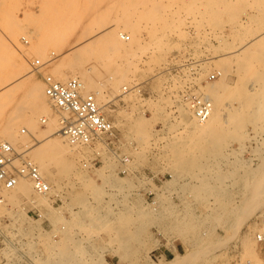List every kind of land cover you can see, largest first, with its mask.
I'll return each instance as SVG.
<instances>
[{
    "label": "rangeland",
    "instance_id": "374dc122",
    "mask_svg": "<svg viewBox=\"0 0 264 264\" xmlns=\"http://www.w3.org/2000/svg\"><path fill=\"white\" fill-rule=\"evenodd\" d=\"M123 1L126 3L128 8L127 11L124 10L121 4ZM139 1L140 0H0V51L4 50L1 51L0 56L2 57L0 58L2 61L5 57L9 60L10 58L8 57L9 55L7 54L5 47L12 46L10 48L15 54L14 60H16L18 54H23L25 51L24 53L27 55L26 61H29V63L27 62L29 68H27L28 65L23 66L24 68L17 67L18 65L15 63L17 61L13 62L12 57L11 60H9L11 63H9L8 60L3 62L0 60V65L6 66L7 61L8 66L6 67H9V70L13 67L14 63V66L17 65L16 67L21 70H19V75H21L18 78H23L25 75L28 76L29 73L28 78L30 80L34 79L33 81L42 83L44 87L41 74L33 72L32 67L30 66L31 62L36 58H40L42 61H48L41 68L43 74L55 73L57 70L54 66H56L59 71L53 75L61 80L67 79L70 75L83 77V74L89 72V69L86 70L85 66H89L92 63L95 67L90 70L93 72L89 73H95L93 74V77L96 78L98 85L100 87L106 86V89L102 88L105 91L107 90L106 94L110 95V101L107 105H103L104 110L115 121L120 132L119 140L112 147V149L104 146L100 149L99 155L96 156L95 151L89 150L88 148L81 153V156L79 155L81 159L79 158V160L76 159L75 161V167L79 168L77 167V165L80 166L78 163L90 161V159H93L96 156L98 161L95 165L85 166L84 164H81L80 171L79 169L76 170V168H73L72 171L71 169L70 171L68 169V172H66V167H61L63 163L58 162L59 164H55V170L57 171V168L59 167L60 172L63 173H60L62 175L61 176L58 172L59 170L57 171L59 176L57 174V180L55 181H58L59 183H55L54 186L57 189L56 191H61L59 196L61 200L55 199V201L52 202L50 200L45 202L42 200L43 202L41 201L35 204L37 206L32 203H28V205L27 203H24L25 199L31 198L34 195H22L18 196L14 200V198L12 199L10 196L11 191H9L6 194L7 203L0 205V227L10 221H26L28 219L27 214L24 213L22 207L27 205L26 210L38 207L41 212H43L45 218L48 219L46 220V223L49 224V228H52V230L48 228V233L40 231L41 229L39 228H37L38 230L33 228L30 229L34 235L37 232L41 233L36 235L38 236V239H34L32 244L36 249L40 250L42 256H46V253H48L47 251H49L48 247H51V245H57V248L60 244V247H63L64 250L63 245L66 244L65 249L71 251L67 254L66 250L63 251L60 248V250H62L60 251L62 253H60V255H63V257L60 258H62V261L64 260V264L65 262L66 264L67 262H70L69 264H71L72 261V264H97V262L99 264L101 261L104 263L107 262L108 264H140L143 262H151L152 260L155 262H160L161 260L166 261L174 258L177 254L184 253L188 250L187 245L181 239L182 236H180L181 233H179V229H177V221H179L181 217L188 215L187 217L193 219L191 220L192 222L195 221L194 223H200L198 227L199 231H203L206 227L211 228L215 226V229L213 228L215 230L213 234L214 236L211 235L210 238H208L207 243H205L208 250L207 254L203 255L201 258L199 257V259L197 258L193 264H240L242 261L248 260L246 258L242 260L241 258V254L244 253L242 240L251 238H253L251 240H255L254 231L257 227V223L255 222H257L258 214L252 215L251 218L241 215L243 217H241V220L239 219L240 222L238 221V230H236V224H233L234 220H232V223L229 222L225 229H222L220 222L217 223V221H213L206 216V212H208L206 208L207 198H197L192 194V192L188 191L190 190L189 188L193 186L191 176L186 174L176 175L173 164L174 156L172 154V143L177 138L182 136L180 133L183 129V118L180 116L181 113H179L180 111L178 109L181 100V82L178 80L179 78H177L175 71L172 70L171 67L174 56L190 54L201 60V77H205L207 74L215 70L223 71V74L219 77V79H224V81H220L217 78L213 81L206 82L205 84L199 83L200 88H203V90L207 92L206 94H208L212 85L213 87H218V82L222 84L219 85L220 88L218 87L215 91L216 93L214 94L222 95L221 99L223 101L225 100L224 102L222 101L223 107L225 108L226 106L225 110H242V114L238 115V119H240V121L242 120L241 122L243 123L247 119L248 121H245L244 125L242 124L243 127H241L242 130L240 129V132H243L248 136L254 135L253 137L256 138H245L243 140V147L238 139L233 137L230 142L229 140L232 136L229 135L230 137H226L225 140H228L229 142H225V150L232 153L230 154V156H232L229 159L231 160V163L226 160L220 161V171L223 172L226 169L232 170L234 166L232 165L233 162L235 163V166H240L238 164L239 162H236L235 160H239L240 164L241 159H245L249 163L251 161L252 164H255L258 161L256 158L257 152L264 151V142L261 143L264 140V126L258 120L261 119V117L257 116V122L254 121V123H252L251 120L253 119L247 117L245 113L249 112L250 109L251 111L259 109L254 108V105H252L253 103L264 102V99H260L264 98L261 96V93L264 91V83L262 81L254 82L257 77L258 80L264 78V68H262L264 67V44H262L263 48H261V46L254 49L246 47L243 48L244 51L239 46L242 41L244 42L245 40L250 39L248 32L250 29H252L253 33H257L259 29H261L262 26L257 22V15L259 12L255 9L256 6L251 7L252 5H250V0H236V5L239 8H237L239 10V16L237 19H234L233 17L231 18L232 14L225 11H221V15L219 14L220 16H214L213 13V18L212 12L208 9L210 6H208V2H205L207 0H202L205 3L201 0H198L199 2L196 0H158L159 5L157 0H142L140 3ZM146 1L148 3H146ZM150 1L153 2L151 3ZM149 2L150 5H148ZM134 4L135 6H133ZM135 7H139L140 10H150L151 13L148 12V15H144V17L140 20V37L131 44L134 49L132 52L134 53L129 54L130 59L126 58L128 55L127 52H122L119 55H116V57H114L115 60L113 59L112 61L113 63L118 60L117 62L121 65L123 64L124 66L130 64V67H127L131 69L127 76L128 80L122 78L120 82H118L119 85L117 84L118 90H116L117 88L114 90V88H112L113 84L111 81L119 79L120 77L114 72L116 69V66L114 65L115 63H111L113 65L111 66L106 62L107 60L98 59L93 54L94 56H89L90 59H88V56L85 57L88 60L85 58L83 59L87 61L83 66L85 68L76 66L78 68L77 69L75 65L71 63L73 62V59L70 58V53L72 48L77 45L75 41L82 36L83 31L85 32L86 29L87 31L92 29L90 26H97L98 24H101L99 22L100 17H109L105 19H107L111 24H119L117 27L118 29H121V18H123V16L125 17L127 14L130 17L132 10H134L133 8ZM154 7L156 10L153 9ZM153 15L155 16L153 17ZM254 16H257L256 19ZM107 20L104 22H107ZM258 25H260V28ZM9 26L12 27L10 28ZM124 31L129 33V30ZM23 36L26 37L29 42H25L22 39ZM10 40L15 41V44L18 47L13 45L14 43L11 44ZM123 41L127 42L128 40ZM41 42L45 43H43V49L42 47L40 48L37 46ZM33 46H35L34 50ZM19 47H23L22 52ZM36 48L41 51L38 49L36 50ZM259 48L262 50H259ZM234 49L236 50L234 51ZM41 52L46 58L41 54ZM65 54L67 55L66 60L68 57L67 65L66 61L62 60L65 58ZM262 54L263 57L261 56ZM240 56L242 57L240 58ZM248 56H250V59ZM256 56H261L263 60L259 57L255 59ZM219 59H222V61ZM223 60L227 61L223 62ZM245 60L249 64H247ZM61 63H63V66L65 67H63ZM69 63L74 67H69ZM245 63L248 67L251 65L249 68H246L248 70L242 67ZM119 64H117V66ZM16 67H14V70H17ZM60 67H63L62 69L64 70V73L61 71L62 69H60ZM24 69L26 71H24ZM73 69L76 75L72 72ZM81 70H85L83 71L84 73H82ZM9 71H11V69ZM23 71L25 73L24 75ZM262 71L263 76L261 73ZM60 73L62 75H59ZM81 73L82 75H80ZM64 74L67 75L65 76ZM110 76H113V78ZM4 77L0 78V82L2 81L1 79H4ZM99 81L104 84H100ZM125 84L129 86H137L128 92H124L122 90ZM224 84L226 86H224ZM19 88L15 91L17 92L18 90V93H16L18 96L16 94L10 96L9 101L11 103L9 101L5 102L6 99L3 101L4 103H7L3 105L4 108L6 106L7 112L9 111L11 114L9 112L6 113L4 108L0 109V114L2 113V117L0 116V118H3L2 120L0 119V121L3 122V124L0 122V133L2 132V125L7 123L9 116H14L15 114V108L12 110L14 104L16 103L15 105L17 106L18 103L23 104V102H25V98L23 96L25 94V89H23V92L22 90L19 91ZM86 90L92 91L87 87ZM201 92L205 94L204 91L201 90ZM258 92L260 93V96L258 95ZM239 94L243 95V97H241L242 99L239 98L240 100L238 99L240 96ZM245 94L246 96H249V94L250 96H257L260 100L257 102V98L255 97H253V99H247L245 97L244 99ZM262 95H264V93ZM18 97H23L24 100L20 98L21 102ZM46 100V107H50L46 108V110L49 109L50 112L49 110H47L48 112L45 110L37 116V124L35 123V128L30 129V126L28 127V123L26 124L25 121H21L20 124H18L17 137H15L14 141H16L15 144L18 146V150L20 148L19 151H22L25 147H27L25 144L22 145L25 141H29L30 143L35 142L36 144L34 143V146H37V144L42 142L45 137L43 132H46V128L48 131V129L52 130L55 127V129L60 127V125H58L60 124L58 113L52 108V106H50L51 104L47 98ZM251 102L252 104L249 105ZM237 103L240 104L238 106L240 109L236 106ZM247 103H249V106ZM7 105H9L10 108ZM8 108L14 113H12V111ZM43 117H47L46 122L42 121ZM141 118H146L147 124V130L142 132L143 134L135 128V120ZM51 120H55V122H53L54 124L49 123ZM51 126L54 128H51ZM23 128H26L25 132H22ZM53 133L52 137L55 136L54 138L65 139V137L57 131ZM1 134H3V132ZM1 134L0 139H9L6 135L2 138L3 135ZM22 134L25 136H22ZM28 138H30L31 141L28 140ZM259 147L263 149L260 151ZM27 151V155L32 158L33 153L31 154V148ZM233 151L235 153H233ZM118 154L128 155L130 157V161L126 166L128 168L127 172H120L121 162ZM236 157L239 159H234ZM107 162L109 165L104 168V170H106V174L116 177L119 181H121V183L124 184L121 189L117 186L114 187L110 184V182L104 184L102 182L103 179L97 175L98 173L96 171L98 168H101V166L103 167ZM62 168H65V172L61 170ZM74 171L75 173H73ZM82 172L84 176L81 175ZM242 173V168L237 169L228 178V183H230L229 188L231 190L235 191L239 187ZM89 179L94 183L96 182L95 184L103 189H101L102 193L99 194V197L95 196L96 194H94L92 189L87 185V182L90 181ZM81 180H84V182ZM108 184L112 185L113 188H111L110 185L108 186ZM118 208H123V210L126 209L125 211L128 213L126 212L125 215L122 213V217L121 214L119 215L118 213H115ZM166 209L167 211H165ZM190 210L191 213L193 211L194 212L191 214L189 212ZM179 215L180 218H176L179 217ZM129 217L130 219L128 220ZM119 219L121 222H123V219L124 221H129L130 223L127 227L131 231L134 230L136 232V235L130 238L131 240L125 244L121 241L120 234H117V232L120 233L119 228L121 223ZM195 219H197V221ZM41 221L42 220H39L38 222L40 223ZM108 223L110 225H108ZM103 224H106L108 227L105 228L106 226ZM62 225H64L65 228L62 229V231H59L60 235L55 238L52 232L58 231ZM226 238L229 239L226 240ZM67 239L71 240L69 241ZM224 240L226 242H224ZM43 241H45V247L42 245ZM129 242L131 244H129ZM255 243L256 241H254L253 245L255 251L257 252V257L252 258L251 261H253L254 264H264L258 249H256L257 244ZM123 244L126 248H124ZM121 245H123V248ZM42 247L47 251L43 252L44 250ZM51 249H55V246L51 247L50 250ZM124 251L126 253H124ZM64 256L66 258H64ZM41 259H45V257H42ZM102 262L100 264H103Z\"/></svg>",
    "mask_w": 264,
    "mask_h": 264
},
{
    "label": "bare ground",
    "instance_id": "6f19581e",
    "mask_svg": "<svg viewBox=\"0 0 264 264\" xmlns=\"http://www.w3.org/2000/svg\"><path fill=\"white\" fill-rule=\"evenodd\" d=\"M126 1V0H125ZM131 1V0H130ZM142 1V0H140ZM139 1V3H140ZM145 1V0H143ZM162 1V0H160ZM198 1V0H196ZM202 1V0H201ZM200 1V2H201ZM247 1V0H246ZM151 2V1H150ZM150 2L148 5H150ZM153 2V1H152ZM151 2V3H152ZM158 2V0H157ZM155 2V3H157ZM199 2V1H198ZM204 2V1H202ZM205 2H208V9H210V12H212V16H213V13H214V16L217 15V16H220L221 14V11H225V12H230L232 14L231 18L233 17L234 19H237V17L239 16V8L237 7L236 5V0H207ZM204 2V3H205ZM238 2V1H237ZM243 2V1H241ZM245 2V1H244ZM250 5H252L251 7H255V9L259 12V14L256 16L258 19H257V22L262 26L261 29H259V31L255 34L253 33L252 29H250L249 32V37L250 39L248 40H245L244 42L242 41L240 43V48H251V49H254L258 46H261V48H263L262 44H264V0H250ZM248 2V3H249ZM121 3V2H120ZM133 3V2H132ZM131 3V4H132ZM144 3V2H142ZM141 3V5H142ZM146 3H148L146 1ZM246 3V2H245ZM122 6L124 8L125 11L128 10L127 6H126V3L123 1L122 3ZM145 4V3H144ZM158 5H159V2H158ZM248 5V4H247ZM135 6V4L133 5ZM143 6V5H142ZM146 7V6H144ZM131 8V7H130ZM152 8V7H151ZM157 8V7H156ZM238 8V9H237ZM6 9V8H5ZM134 10H132V13H131V16L129 17V15L127 14L125 17L123 16V18H121V23H120V26H121V29H118V25L117 23L115 24H111L110 22H108L107 19L105 18H109V17H106V16H102L99 18V22L101 24H98L97 26H90L92 29H89L87 31V29L85 30V32L83 31L82 33V36H78L79 38L75 41L77 43V45L75 47L72 48L71 50V55H70V58L73 59V65L76 66H80V67H83L84 66V63H86L87 61L83 60L86 56H88V59H90L91 55L92 56H96V58L98 59H103V60H107L106 62L108 64H110L111 66H113L112 64L115 63L114 65L116 66V69H115V73L117 75H119V79H114L112 82V88H117L116 90H118V87H117V84L118 82H120V80L123 78V79H127V76L129 74V72L131 71V69H129V65L128 64L127 66H124L123 64H119V62H113V59L114 57H116V55H119L120 53L122 52H127V57L128 59H130L129 57V54L131 53H134L132 52L134 49L133 47L131 46V44L135 41V40H138L139 39V34H140V28H141V18L144 17V15H148V12H150V10H140L139 7H135L133 8ZM155 9V7L153 8ZM156 10V9H155ZM158 10V8H157ZM238 10V11H236ZM241 10V9H240ZM154 11V10H153ZM243 11V10H242ZM5 12V11H4ZM151 13V12H150ZM154 13V12H153ZM152 13V14H153ZM6 14H7V11H6ZM220 14V15H219ZM4 15V14H3ZM9 15V13H8ZM137 15V16H135ZM241 15V13H240ZM7 16V15H6ZM11 16V15H10ZM9 16V17H10ZM155 15H153L154 17ZM213 16V18H214ZM8 17V18H9ZM14 17V16H13ZM146 17V16H145ZM152 17V18H153ZM255 17V16H254ZM255 17V19H256ZM156 18V17H155ZM218 18V17H217ZM150 19V18H149ZM154 19V18H153ZM220 19V18H219ZM12 20V19H11ZM98 20V18H97ZM107 22H104L106 21ZM143 20V19H142ZM10 23V22H9ZM12 24V23H11ZM8 25V24H7ZM260 25L259 28H260ZM2 27V26H1ZM10 27V26H9ZM12 27V26H11ZM10 27V28H11ZM88 27V28H90ZM8 29V28H7ZM249 29V28H248ZM10 30V29H9ZM124 30H129V35H130V39L126 42V41H123V39L121 40L120 38V32H125ZM87 31V33H86ZM10 32V31H9ZM1 34V33H0ZM16 34V33H15ZM248 34V33H247ZM11 35V33H10ZM4 36V35H3ZM248 37V38H249ZM17 38V37H16ZM1 39V38H0ZM84 39V40H83ZM243 39V38H242ZM246 39V38H245ZM7 40V39H6ZM11 41V40H10ZM9 41V42H10ZM142 41V40H141ZM40 42V41H39ZM14 43L13 45L16 46V42L15 41H11V44ZM44 43V42H43ZM43 43H39L37 46H39L40 48L42 47L43 49ZM4 44V43H3ZM33 44V43H32ZM35 44V43H34ZM45 44V43H44ZM130 44V45H129ZM139 44V43H138ZM234 44V43H233ZM18 45V44H17ZM47 45V44H46ZM2 46V45H1ZM5 46V45H4ZM3 46V47H4ZM36 46V44H35ZM35 46H33V50L35 48ZM135 46V44H134ZM139 46V45H138ZM237 46V45H236ZM235 46V47H236ZM12 46H7L5 47V49L7 50V54L9 55L8 57L10 58L9 60H11V57L13 58L12 61L17 63V67H22L24 68L23 66H27L29 61H26L27 59V55L26 53L23 52V54L21 53L22 52V48H20V53L21 54H18L17 57H16V60H14V53L13 51H11V48ZM18 47V46H16ZM38 47V48H39ZM140 47V46H139ZM2 48V47H1ZM32 48V47H30ZM36 48V50L38 49ZM249 48V49H250ZM259 48V50L261 49ZM248 49V51H249ZM40 50V49H38ZM69 50V51H70ZM233 50V49H232ZM231 50V51H232ZM236 49H234L235 51ZM241 50V51H242ZM256 50V49H255ZM262 50V49H261ZM1 51H4V50H1ZM0 51V53H1ZM41 51V50H40ZM45 51V49H44ZM244 51V50H243ZM253 51V50H251ZM257 51V50H256ZM32 52V51H31ZM68 52V51H67ZM214 52V51H213ZM227 52V51H226ZM233 52V51H232ZM240 52V51H239ZM255 52V51H254ZM16 53V52H15ZM234 53V52H233ZM256 53V52H255ZM6 54V53H5ZM42 54V52H41ZM94 54V55H93ZM214 54V53H213ZM237 54V53H236ZM253 54V53H252ZM260 54V53H259ZM264 54V53H263ZM263 54L261 55L263 57ZM30 55V54H29ZM43 55V54H42ZM69 55V54H68ZM124 55V56H125ZM245 55V54H244ZM5 56V55H4ZM41 56V55H40ZM44 56V55H43ZM66 54H65V58H63L62 60H65L66 61V65L68 64L67 63V60H68V57H67V60H66ZM90 56V57H89ZM135 56V55H133ZM214 56V55H213ZM261 56H256L255 59H257V57H259L260 59ZM2 57V56H0ZM31 57V56H30ZM45 57V56H44ZM120 57V56H119ZM212 57V56H211ZM222 57V56H221ZM242 56H240L241 58ZM249 59H250V56H248ZM252 57V56H251ZM46 58V57H45ZM94 58V57H93ZM95 58V59H96ZM118 58V57H117ZM253 58V57H252ZM86 59V58H85ZM86 59V60H88ZM93 59V60H95ZM125 59V58H124ZM136 59V58H135ZM1 60V58H0ZM5 60H8L6 59V57L4 58L3 61ZM8 60L9 63H11L10 61ZM70 60V59H69ZM115 60V59H114ZM133 60V59H132ZM220 61H222V59H219ZM248 60V59H247ZM252 60V59H251ZM263 60V59H262ZM2 61V60H1ZM2 61V62H3ZM71 61V60H70ZM92 61V60H91ZM124 61V60H123ZM128 61V60H127ZM227 61V60H225ZM223 60V62H225ZM236 61V60H235ZM246 61V60H245ZM249 61V60H248ZM6 61V66L7 63ZM12 62V63H13ZM28 62V63H27ZM56 62V61H55ZM69 62V61H68ZM90 62V60H89ZM94 62V61H92ZM96 62V61H95ZM98 62V61H97ZM122 62V61H121ZM135 62V60H134ZM65 63V62H64ZM112 63V64H111ZM119 64L117 66V64ZM244 63V62H243ZM247 63V61H246ZM243 64V68L246 69L248 66L247 64ZM259 63V62H257ZM4 64V63H2ZM70 64V63H69ZM88 64V63H87ZM252 64V63H251ZM264 64V63H263ZM11 65V64H10ZM15 64L13 63V67H11V71L8 70L9 67H6L5 65H0V78H3L4 76V79H1L2 81L0 82V109L4 108V104H7V103H4L3 101L6 99L5 102L9 101L10 100V96H13V94H16L18 93V90L17 92L16 89L19 88V87H23V88H19L20 90L19 91H23V89H25V94L23 95L24 98H25V102H23V104H20L18 103V105L16 106L14 104V107H12V110L14 109L15 111V114L14 116L11 115L9 116L8 120L6 119L7 116H6V120H7V123L5 125H2V132L3 135L2 138L4 137V135H6L10 140V142H12V144L18 149V146L15 144L16 141H14L15 137H17V126H19L18 124H20L21 121H25L26 124L28 123V127L30 126V129H33L35 128V123L37 121V116H39V114L43 111L46 110V108H50V107H46L47 106V96L45 94V91H44V87L42 85V83L40 82H37V81H33V80H30L28 78L29 76V73H28V76H23V78H18L20 75H19V70L16 66H14ZM61 65L63 66V63H61ZM65 65V64H64ZM72 64L69 65V67L72 66V68L74 67ZM86 65V64H85ZM97 65V64H96ZM101 65V64H100ZM104 65V64H103ZM106 65V64H105ZM226 65V64H225ZM242 65V63H241ZM12 66V65H11ZM31 66V65H30ZM99 66V65H97ZM133 66V64H132ZM228 66V65H227ZM251 66V65H250ZM249 66V67H250ZM14 67L17 68V70H14ZM65 67V66H63ZM62 67V68H63ZM67 67V66H66ZM86 67V70H88L89 72H93V71H90L91 69H93L95 66L91 63V65L89 66H85ZM83 67V68H85ZM223 67V66H222ZM241 67V66H240ZM248 67V68H249ZM257 67V66H256ZM15 68V69H16ZM21 68V69H22ZM26 68V67H25ZM29 68V65L28 67ZM26 68V69H27ZM31 68V67H30ZM54 68H56L57 71L58 68L56 66H54ZM60 67V69H62ZM77 68V67H76ZM75 68V69H76ZM264 68V67H262ZM78 69V68H77ZM76 69V70H77ZM253 69V68H252ZM53 70V68H52ZM95 70V69H94ZM113 70V69H112ZM248 70V69H246ZM251 70V69H250ZM249 70V71H250ZM254 70V69H253ZM21 71V70H20ZM24 71H26L24 69ZM23 71V75L25 74ZM56 71V72H57ZM62 72L64 71L63 69L61 70ZM82 71V70H81ZM85 71V70H83ZM82 71V73H84ZM107 71H108V68H107ZM264 71V69H263ZM263 71L261 72L262 73V76H263ZM52 72V71H51ZM55 72V71H54ZM55 72V73H56ZM61 72V73H62ZM74 73V69L72 71ZM76 72V71H75ZM85 73L82 75V73L80 75H82L83 77H81L82 81L84 82V85H85V88H89L91 89L96 95H97V98H98V102L100 103V105H107V103L110 101L109 99V96L108 94H106V91L103 89V88H107L106 86H99L98 85V82L96 80V78L93 77V74L91 73ZM113 72V71H112ZM256 72V71H255ZM53 73V74H55ZM58 73V72H57ZM59 74V75H62V74ZM80 73V72H79ZM75 74V73H74ZM78 74V72H77ZM104 74V73H103ZM256 74V73H255ZM65 75V74H64ZM67 75V74H66ZM65 75V76H66ZM76 75V74H75ZM79 75V74H78ZM98 75V74H97ZM257 75V74H256ZM64 76V77H65ZM71 76V75H70ZM95 76V75H94ZM32 77V76H31ZM102 77V76H101ZM111 77V76H110ZM132 77V76H131ZM221 77V76H220ZM66 78V77H65ZM113 78V76L111 77ZM114 78H115V74H114ZM130 78V77H129ZM224 78V76H223ZM131 79V78H130ZM219 79V78H218ZM260 79V78H259ZM125 80V81H126ZM220 81H224V79H219ZM218 80V81H219ZM254 80V79H252ZM256 81H262L264 83V78L261 79V80H258V77L257 79H255L254 82ZM100 82V81H99ZM108 82V81H107ZM106 82V83H107ZM128 82V81H126ZM215 82V81H214ZM102 82H100L101 84ZM109 83V82H108ZM107 83V84H108ZM261 83V82H260ZM258 83V84H260ZM104 84V83H102ZM105 84V85H107ZM129 84V83H128ZM227 84V83H226ZM119 85V84H118ZM215 85V84H214ZM219 85H222L218 82V87ZM109 86V84H108ZM116 86V87H114ZM209 86V85H207ZM224 86H226L224 84ZM103 87V88H102ZM218 87H211L209 93L207 94L212 100H213V103H214V109H213V112L211 113V115L209 116V118L204 121V122H197L195 121L194 117L192 116V112L190 110V108L187 106L186 103L184 102H180V106H178L179 108V113H181V117L183 118V126H182V131H181V135L179 138H177L173 143H172V154H173V164H174V168H175V173L176 175H189L191 176V179L193 182L192 183V187H190L188 191L192 192V194L197 197V198H207L206 200V208L208 210V212H206V216H208V218L212 219L213 221H217L220 222V226L222 227V229L226 228L227 224L229 222L232 223V220H234V223L233 224H236V230H238L237 227H239L237 224H238V221L240 222L241 220V215H244L245 217H250L252 215H257L259 214V212H264V151H261L263 148H260V151L261 152H257V155H256V158L258 159V161L255 163V164H252L251 161L250 163L247 162L245 159H241V164H240V161L238 160H235L236 162H239L238 164L241 166H238L240 168H242V175L240 177L241 179V183L239 185V187L233 191L229 188V184L228 183V178L234 173V171H236L237 169H240L238 168L237 166H235V163L233 162L232 165L233 166V169L232 170H228L226 169L225 171L221 172L220 171V167L219 166V162L220 161H223V160H226L228 162L231 163V160H229L231 158L230 154L232 153H229L227 152V150H225V142L228 141V140H225V138L227 137H230V142L232 141L231 139H233V137L235 139H238L241 143V146L244 147V144H243V140L245 138H256V137H253V136H248L246 135L245 133L243 132H240V129L242 130L241 127H243L245 121H248L245 120L244 123L240 121V119H238V115L242 114V110L240 109V107H238L239 105H237V107L240 109V111H236V110H225V108L223 107V103H222V95H215L214 93H216L215 91L217 90ZM264 87V86H263ZM110 88V87H109ZM108 88V89H109ZM210 88V87H209ZM220 88V87H219ZM227 88V87H226ZM121 89V88H120ZM202 91L205 92V94L207 93L205 90H203V88H200ZM263 89V88H262ZM261 89V91H262ZM200 90V91H201ZM90 91V90H88ZM121 91V90H120ZM123 91V90H122ZM231 91V90H230ZM236 91V90H235ZM260 91V92H261ZM15 92V93H14ZM24 92V91H23ZM110 92V91H108ZM113 92V91H112ZM117 92V91H116ZM111 93V92H110ZM123 93V92H122ZM264 93V91H263ZM263 93H261V96L264 97V95H262ZM236 94V93H235ZM260 93L258 92V95ZM17 95V94H16ZM240 96L238 97V99H242L241 97H243V95L239 94ZM18 96V95H17ZM125 96V95H123ZM238 96V95H236ZM235 96V97H236ZM260 96V95H259ZM108 97V99H107ZM245 97L247 99H253V97L255 96H246V94L244 95V99ZM9 98V99H7ZM19 98V97H18ZM17 98V100H18ZM23 99V97H20ZM19 98V99H20ZM111 98V97H110ZM231 98V97H230ZM257 98V96L255 97ZM48 99V98H47ZM236 99V98H235ZM237 99V100H238ZM239 99V100H240ZM260 99H264V98H260ZM259 98H257V102L260 100ZM24 100V99H23ZM21 101V99H20ZM103 101V102H102ZM225 101V100H224ZM223 101V102H224ZM252 101V100H251ZM264 101V100H263ZM10 102V101H9ZM17 102V101H16ZM22 102V101H21ZM255 102V101H254ZM11 103V102H10ZM249 103H247L248 105ZM252 102L249 104L251 105ZM10 105V104H9ZM7 105V106H9ZM246 105V106H247ZM248 105V106H249ZM252 105H254V108H259L258 110L256 111H250L249 112H246L245 115L247 117H249L250 119H253L251 120L252 123L257 122V116L261 117V119H258L261 124L264 126V102L263 103H253ZM3 106V107H2ZM51 106V105H50ZM109 107V106H108ZM235 107V106H234ZM10 108V106H9ZM8 108V109H9ZM231 108V107H230ZM245 108V106H244ZM252 108V107H251ZM6 110V106L4 108ZM232 109V108H231ZM236 109V108H235ZM249 109V108H248ZM247 109V111H248ZM10 110V109H9ZM10 110V111H12ZM49 110V109H47ZM46 110V111H47ZM238 110V109H237ZM4 111V110H3ZM1 111V112H3ZM230 111V112H229ZM6 113L7 110L5 111ZM12 111V113H14ZM48 112V111H47ZM50 112V110H49ZM4 113V112H3ZM10 113V112H9ZM11 114V113H10ZM46 114V112H45ZM5 115V114H4ZM3 115V116H4ZM9 115V114H7ZM0 116L2 117V113L0 114ZM140 117V116H139ZM256 117V119H255ZM39 118V117H38ZM245 118V117H244ZM1 119V118H0ZM3 119V118H2ZM1 119V120H2ZM57 121V119H55ZM55 120H51V122L49 123H53L55 122ZM182 120V119H181ZM244 120V119H243ZM5 121V120H4ZM134 121V120H133ZM2 124L3 122L0 121ZM6 122V121H5ZM59 122V121H57ZM40 123V122H39ZM135 128L137 131L139 132H145L147 130L146 128V118H141V119H138V120H135ZM37 124V123H36ZM54 124V123H53ZM243 124V125H242ZM60 125V124H58ZM50 126V125H49ZM52 126H55V125H52ZM51 128H54L52 127ZM32 127V128H31ZM50 128V127H49ZM56 128V127H55ZM54 128V129H55ZM60 128V127H59ZM59 128L57 129H48L47 131V128H46V132H43V135L45 134V137L43 138L44 140H42V142L38 143L37 146H34V143H30L29 141H25L23 140V143L22 145H26L27 147H25L23 150H28L31 148V154H32V158L35 160V162H37V164L40 166L43 174L52 182L53 184V191L56 192V187L55 186V183H57L55 180H57V174L60 172L59 170V167L57 168V171L55 170V164L56 163H63V165H61V167H66V172H68V169L70 171L73 170V168L75 169L76 165H75V161L76 159L79 160V158L81 159V153H83L84 150L88 149V147H78V146H73L71 144H69L65 139L63 138H54L52 137V134H54L53 132L59 130ZM20 130V129H19ZM0 131H1V128H0ZM30 131H34V130H30ZM39 133V132H38ZM60 133V132H58ZM37 134V133H36ZM61 134V133H60ZM143 134V133H142ZM34 135V133H33ZM62 135V134H61ZM230 135V136H229ZM22 136H25L22 134ZM36 136V135H35ZM264 139V138H263ZM28 140L31 141L30 138H28ZM34 140V139H33ZM37 140V139H36ZM41 140V139H39ZM20 141V140H18ZM228 141V142H229ZM264 140L261 142L263 143ZM36 144V143H35ZM263 145V144H262ZM100 146L102 145H98L97 147L99 148ZM264 146V145H263ZM23 148V147H22ZM20 150V148H19ZM90 150V148H89ZM88 150V151H89ZM235 150V149H234ZM29 152V151H27ZM233 153H235L233 151ZM86 154V153H85ZM237 154V153H236ZM80 155V156H79ZM234 155V154H233ZM172 156V155H171ZM240 156V155H239ZM233 158V157H232ZM234 159H239V158H234ZM251 159V158H250ZM234 161V160H233ZM80 162V161H79ZM58 163V164H59ZM254 163V162H253ZM57 164V165H58ZM83 165L84 162H81V163H78ZM109 165V163L107 162L103 167L101 166V168H98V170L96 171L102 179H103V183H107V182H110V184H112L114 187H120V189L124 186L123 183H121V181H119L116 177H113L111 175H107L106 174V170H104L105 166ZM172 165V163H171ZM218 165V166H217ZM237 165V164H236ZM79 165H77V167L79 168H76V170L81 169ZM173 166V165H172ZM83 168V167H82ZM173 168V169H174ZM65 169V168H64ZM64 169L62 168L61 170L64 171ZM83 171V170H82ZM84 172V171H83ZM83 172L81 175H83ZM75 173V171L73 172ZM58 174V176H59ZM63 174V173H62ZM65 174V173H64ZM68 174V173H67ZM61 175V174H60ZM52 176V178H51ZM62 176V175H61ZM84 176V175H83ZM82 177V176H81ZM98 177V176H97ZM78 178V177H77ZM94 178V177H93ZM84 179V178H83ZM90 180V179H89ZM60 181V180H59ZM82 181V180H81ZM80 181V182H81ZM84 182V180L82 181ZM81 182V183H82ZM59 183V182H58ZM96 183V182H95ZM93 181H89L87 182V185L92 189V192L94 194H96L95 196H98L99 197V194L102 193V188L99 187L97 184H95ZM108 184V186L110 185ZM123 184V185H122ZM58 185V184H57ZM110 185L111 188H113V186ZM60 186V185H58ZM185 187V186H184ZM188 187V186H186ZM102 189V190H101ZM117 189V188H116ZM124 189V188H123ZM188 189V188H187ZM186 190V189H185ZM60 193V190H58V194ZM113 193V192H112ZM111 193V194H112ZM110 194V193H109ZM22 195H34L33 197L31 198H26L25 199V202L24 203H39L41 202L42 200L45 201H49L50 198H48L47 196H43V195H39L35 192L34 188H33V185L31 183V181H29L28 179H21L20 182L11 190L10 192V196L12 197V199L14 198H17L18 196H22ZM104 196V195H103ZM194 197V198H195ZM186 198V197H185ZM99 201V200H98ZM43 202V201H42ZM125 203V202H124ZM123 203V204H124ZM128 203V202H127ZM83 204V203H82ZM29 205V204H28ZM31 205V204H30ZM84 205H87V204H84ZM126 205V204H125ZM124 205V206H125ZM189 205V204H187ZM123 206V207H124ZM26 207H22L24 213L26 214ZM91 207V206H90ZM188 207V206H187ZM96 208V207H95ZM104 208V207H103ZM127 208V206H126ZM130 208V206H129ZM167 208V207H166ZM131 209V208H130ZM165 209V208H164ZM190 209V208H189ZM97 210V209H96ZM114 210V209H113ZM116 210V209H115ZM126 210V209H125ZM123 210V208H118L117 211L115 213H118L119 215L121 214L122 217H123V214L124 215L126 214L127 211ZM142 210V209H141ZM22 211V210H21ZM93 211V210H92ZM105 211V210H104ZM138 211V210H137ZM167 211V209L165 210ZM164 211V212H165ZM188 213V211H186ZM191 213V210L189 211ZM194 212V211H193ZM192 212V213H193ZM22 213V212H21ZM128 213V212H127ZM139 213V212H138ZM188 213V214H190ZM191 213V214H192ZM205 213V212H204ZM111 214V213H110ZM148 214V213H146ZM165 214V213H164ZM92 215V214H91ZM98 215V214H97ZM117 215V214H116ZM17 216V215H16ZM19 216V215H18ZM24 216V215H23ZM101 216V215H100ZM163 216V215H162ZM182 216V215H181ZM188 215L186 216H183L181 217V219L179 221H177V229H179V233H181L180 236H182V241L187 245L188 247V250L184 253H179L177 254L174 258H171L169 260H161L160 262H155L154 260H152L151 262H143V263H140V264H193V262L199 257L201 258L203 255L207 254L208 250H207V245L205 243H207V240L208 238H210L211 235L214 234V229H215V226L209 228V227H206L203 231H199L198 230V227H199V224L197 223H194L192 222L191 220H193L192 218L190 219L189 217H187ZM204 215V217H206ZM254 217V216H253ZM256 217V216H255ZM18 218V217H17ZM105 218V217H104ZM126 218V217H125ZM176 218H180V215L179 217H176ZM199 218V217H198ZM130 219V217L128 218V220ZM205 219V218H204ZM203 219V220H204ZM207 219V217H206ZM240 219V220H239ZM245 219V218H244ZM82 220V219H81ZM95 220V219H94ZM122 220V219H121ZM176 220V219H175ZM197 221V219H195ZM120 221V219H119ZM118 221V222H119ZM199 221V219H198ZM244 221V220H243ZM109 222V221H108ZM117 222V221H116ZM64 223V222H63ZM79 223V221H78ZM102 223V222H101ZM110 223V222H109ZM108 223V225H110ZM120 228H119V232L118 233L117 231V234H120V237H121V241L125 244L127 243L129 240H131L130 238L134 237L136 235V232L133 230L131 231L127 225L130 223L129 221L127 222L126 220L124 221L123 219V222L120 221ZM132 223V222H131ZM138 223V222H137ZM230 223V224H231ZM256 223V222H255ZM70 224V223H69ZM88 224V223H87ZM240 224V223H239ZM104 225V224H103ZM112 225V224H111ZM249 225V224H248ZM252 225V224H251ZM106 226V224L104 225ZM130 226V225H129ZM212 226V225H211ZM219 226V225H218ZM100 227V225H99ZM108 226H106L105 228H107ZM117 228V227H116ZM135 228V227H134ZM133 228V229H134ZM139 228V227H138ZM214 228V229H213ZM101 229V228H100ZM118 229V228H117ZM254 229V227H253ZM251 229V230H253ZM68 231V230H67ZM226 231V230H225ZM234 232V231H232ZM253 232V231H252ZM178 233V234H179ZM231 234V233H230ZM251 235V234H250ZM118 236V235H117ZM214 236V235H213ZM46 237V236H45ZM139 237V236H138ZM222 237V236H221ZM233 237V236H231ZM229 237V238H231ZM48 238V237H47ZM229 238H226L229 239ZM245 238V237H244ZM251 238V237H250ZM49 239V238H48ZM253 239V238H251ZM251 239H245V240H242L243 241V248H244V253L241 254V258L242 260H244L245 258L246 259H249V260H252V258L254 257H257V252L255 251V248H254V241L251 240ZM46 240V238H45ZM69 240V239H67ZM71 240V239H70ZM69 240V241H70ZM68 241V243H69ZM44 242L43 241V244L44 245ZM47 242V241H46ZM224 242H226L224 240ZM223 242V243H224ZM67 243V242H66ZM67 243V244H68ZM122 244V243H120ZM123 244V245H124ZM129 244H131L129 242ZM218 244V242H217ZM256 244V243H255ZM70 245V244H69ZM123 245L122 248H123ZM50 246V245H48ZM55 246V249H51V247ZM57 245H51V247H48L49 248V251H47L46 249H42L44 250L43 252H48L46 253V256L43 255L42 257L45 259H41L40 258V264H64V260L62 261L60 257H63V255H60V251L63 250V247L61 248L60 247V244L59 246L56 248ZM62 246V244H61ZM64 246V250H66L67 254L70 253V251H68L67 249H65L66 247V244L63 245ZM120 246V245H119ZM45 247V245H44ZM257 247V246H256ZM60 248L62 250H60ZM124 248L125 245H124ZM217 248V247H215ZM131 249V248H129ZM220 249V248H219ZM257 249V248H256ZM114 250V249H113ZM117 250V249H116ZM122 250V249H121ZM127 250V249H125ZM132 250V249H131ZM115 251V250H114ZM217 251V250H216ZM65 252V253H66ZM124 253H126L124 251ZM242 253V252H241ZM62 254V253H61ZM73 254V252H72ZM81 254V252H80ZM226 254V253H225ZM224 254V255H225ZM66 255V254H65ZM68 256V255H67ZM210 256V255H209ZM227 256V255H226ZM225 256V257H226ZM77 257V255H76ZM126 257V256H125ZM206 257V256H205ZM224 257V258H225ZM231 257V256H230ZM64 258H66L64 256ZM63 258V259H64ZM213 258V257H212ZM71 259V258H70ZM69 259V260H70ZM73 259V258H72ZM104 259V258H103ZM67 260V259H66ZM75 260V259H74ZM77 260V259H76ZM98 260V259H97ZM206 260V259H205ZM63 263H62V262ZM99 261V260H98ZM101 261V260H100ZM214 261V260H213ZM228 261V260H227ZM102 262V261H101ZM100 262V263H101ZM255 262V261H254ZM70 263V262H69ZM67 262V264H69ZM73 263V261H72ZM71 263V264H72ZM99 263V264H100ZM103 264H108L107 262H102ZM66 264V262H65ZM96 264V263H95ZM98 264V262H97ZM195 264V263H194ZM198 264V263H197ZM205 264V263H204Z\"/></svg>",
    "mask_w": 264,
    "mask_h": 264
},
{
    "label": "built area",
    "instance_id": "2783aa9c",
    "mask_svg": "<svg viewBox=\"0 0 264 264\" xmlns=\"http://www.w3.org/2000/svg\"><path fill=\"white\" fill-rule=\"evenodd\" d=\"M120 38L129 40L130 35L120 32ZM29 42L26 37H22ZM48 61L36 58L31 62L33 72L41 74L44 83L45 94L52 106L58 113L60 132L73 146L88 147L94 150L96 156L100 149L107 146L112 147L119 140V129L115 121L106 113L104 106L98 102L97 95L93 91H87L84 82L79 76H70L65 80L58 79L53 74H43L41 68ZM172 70L181 82L180 102H184L190 108L192 116L197 122L206 121L214 109L213 100L201 92L200 85L219 78L222 70H215L205 77H201V60L193 55H176L172 61ZM201 79V80H200ZM137 85L125 84L123 91L128 92ZM43 122L47 117L42 118ZM26 128L22 129L25 132ZM98 145H102L99 148ZM27 150L19 151L10 141L0 139V205L7 203L6 194L11 191L21 179L31 181L35 192L47 196L50 201L60 199L61 194L53 191L52 182L43 174L40 166L26 153ZM86 155V154H85ZM90 161H83L84 165H95L97 157ZM121 162L120 172H127L126 167L130 161L128 155H119ZM37 204L34 203V205ZM37 206V205H35ZM27 220L23 222L10 221L0 227V264H40L42 257L39 249L32 242L38 239L40 232L32 234L31 228L47 232L49 224L40 208H30L26 211ZM39 220H42L40 223ZM257 227L254 238L262 261L264 262V212L257 216ZM62 225L58 231H53L57 238L59 231L64 229ZM52 230V228H49ZM48 233V232H47ZM41 234V233H40ZM240 264H254L251 260L242 261Z\"/></svg>",
    "mask_w": 264,
    "mask_h": 264
},
{
    "label": "crops",
    "instance_id": "0c3cea01",
    "mask_svg": "<svg viewBox=\"0 0 264 264\" xmlns=\"http://www.w3.org/2000/svg\"><path fill=\"white\" fill-rule=\"evenodd\" d=\"M239 105L238 103L236 104V106Z\"/></svg>",
    "mask_w": 264,
    "mask_h": 264
}]
</instances>
